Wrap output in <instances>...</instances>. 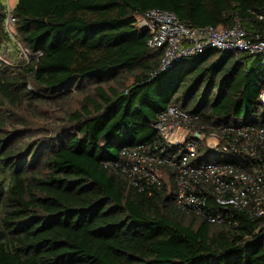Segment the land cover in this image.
<instances>
[{"label":"trees","instance_id":"1","mask_svg":"<svg viewBox=\"0 0 264 264\" xmlns=\"http://www.w3.org/2000/svg\"><path fill=\"white\" fill-rule=\"evenodd\" d=\"M151 8L264 38V0H0V45L42 52L0 51V264H264V216L211 223L178 207L171 168L142 187L110 166L171 104L211 127L264 126V55L208 47L162 71L138 26Z\"/></svg>","mask_w":264,"mask_h":264},{"label":"built area","instance_id":"2","mask_svg":"<svg viewBox=\"0 0 264 264\" xmlns=\"http://www.w3.org/2000/svg\"><path fill=\"white\" fill-rule=\"evenodd\" d=\"M137 17L138 26L151 34L148 44L163 51L162 71L208 47L223 53L264 55V38L248 37L240 22L225 28L192 26L181 22L174 12L160 8L148 9ZM15 21L9 12L6 29L13 37ZM18 45L24 64L35 62L42 55L41 51ZM260 98L264 103V91ZM153 127L158 132L154 139L122 149L110 166L142 187L160 185L166 169L171 168L178 207L211 223H226L231 217L230 209L252 219L264 216V163L259 153L264 149L263 125L211 127L201 122L198 114L171 104L159 113ZM206 153L219 158L206 159Z\"/></svg>","mask_w":264,"mask_h":264},{"label":"rangeland","instance_id":"3","mask_svg":"<svg viewBox=\"0 0 264 264\" xmlns=\"http://www.w3.org/2000/svg\"><path fill=\"white\" fill-rule=\"evenodd\" d=\"M16 2H17V0H9L11 7H14ZM0 51L2 53H4L5 57H7L8 60H11V58H12L15 63L19 62V54H18L19 50L16 48L12 39L9 41H6L5 43H2L0 45ZM78 105L79 104H77V106ZM15 112H16L17 119L8 123L7 128H9V129H12L13 124H16V125L18 124L17 121L19 120V118L21 119V116H24L25 118L27 116V113L24 112V110L21 108H18ZM20 130H24L23 134H25V129L22 128ZM210 160L216 161V160H218V158L212 157V158H210ZM164 176H166V173Z\"/></svg>","mask_w":264,"mask_h":264},{"label":"water","instance_id":"4","mask_svg":"<svg viewBox=\"0 0 264 264\" xmlns=\"http://www.w3.org/2000/svg\"><path fill=\"white\" fill-rule=\"evenodd\" d=\"M0 40H1V41L3 40V38L1 37V35H0Z\"/></svg>","mask_w":264,"mask_h":264}]
</instances>
